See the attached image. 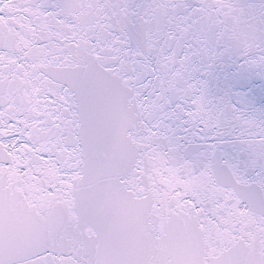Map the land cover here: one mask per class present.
Instances as JSON below:
<instances>
[{
    "label": "snow or ice",
    "instance_id": "obj_1",
    "mask_svg": "<svg viewBox=\"0 0 264 264\" xmlns=\"http://www.w3.org/2000/svg\"><path fill=\"white\" fill-rule=\"evenodd\" d=\"M0 264H264V0H0Z\"/></svg>",
    "mask_w": 264,
    "mask_h": 264
}]
</instances>
